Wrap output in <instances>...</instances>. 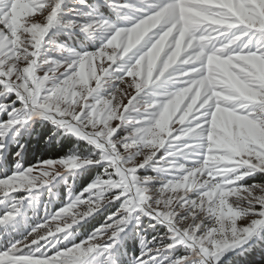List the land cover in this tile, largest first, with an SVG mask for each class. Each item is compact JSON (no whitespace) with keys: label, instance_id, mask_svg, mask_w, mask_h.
Wrapping results in <instances>:
<instances>
[{"label":"snow or ice","instance_id":"snow-or-ice-1","mask_svg":"<svg viewBox=\"0 0 264 264\" xmlns=\"http://www.w3.org/2000/svg\"><path fill=\"white\" fill-rule=\"evenodd\" d=\"M104 2L118 21L88 0H0V238L26 202L36 214L33 193L96 171L0 247V264H123L143 217L163 231L140 236L131 264H221L264 233V182H249L264 180V0ZM56 27L99 33V45L54 44ZM37 120L83 147L25 167L16 137Z\"/></svg>","mask_w":264,"mask_h":264},{"label":"trees","instance_id":"trees-1","mask_svg":"<svg viewBox=\"0 0 264 264\" xmlns=\"http://www.w3.org/2000/svg\"><path fill=\"white\" fill-rule=\"evenodd\" d=\"M88 4L94 7L100 15L111 20L116 19V15L108 10V5L106 3H101L98 0H88ZM69 31L70 30L64 32V30H62V37H59L60 41L63 40V43L68 44L71 48L78 47L91 50L92 47L87 45L88 41L83 36V33H71ZM83 43L86 47L81 45ZM46 137L48 138L47 140L45 139ZM16 141L19 144L24 145V150L22 151L19 159L25 167L29 164H35L37 159L47 160L64 156L73 150L74 145L77 148L83 147L82 141H77L73 136L64 134L61 130L54 129L53 125L38 120L32 122L31 128H29L26 133L22 136L16 137ZM16 147V143L10 145V160L13 159L11 153L15 151ZM149 170L150 169L146 171V174L150 172ZM95 174L96 171L91 166L90 170L86 171L81 169L76 174L64 172L60 177H57L56 180L53 181L52 185L40 189L36 194L40 195L41 193V197H43V204H39L36 209V214L33 213L32 207H27L24 214L19 218V223H17L14 228L8 230L7 238H0V247H3L9 239H19L22 235L26 234L28 230H30L34 223L42 222V218L44 216L43 207L45 205L48 206L49 211H55L59 206H61L60 201L67 199L69 185H71V189L74 192H79L82 187L89 182L93 176H95ZM251 180L252 178H249V182H253ZM255 181L264 180L257 177ZM49 188L52 189L51 193L49 192ZM47 197L49 201L46 200ZM110 210L115 211V208ZM1 212L2 208L0 207V213ZM37 215L40 216L41 221H37ZM105 215H107V212L102 208L100 212L94 214L93 217H89L86 223L81 221L80 225H74L73 227L76 235L81 236L91 232L95 227L99 226V224L103 222ZM151 223L153 222L147 217H143L139 228H137L134 221L129 224L128 230H126L128 235L125 236L121 245L123 252L121 258L123 260V264H131L132 258L139 254L141 235L144 236L146 240H151L153 236H157L159 232L163 231L159 225L156 226L158 231L153 230L149 227V224ZM221 264H264V233H261L260 238H254L253 241L246 246V248L241 250V252L232 255L229 260L227 259V261H221Z\"/></svg>","mask_w":264,"mask_h":264},{"label":"rangeland","instance_id":"rangeland-1","mask_svg":"<svg viewBox=\"0 0 264 264\" xmlns=\"http://www.w3.org/2000/svg\"><path fill=\"white\" fill-rule=\"evenodd\" d=\"M98 1H100L101 3L103 2V3H105L104 2V0H98ZM120 2H123V0H120ZM129 2L130 3H136V0H129ZM71 6V0H69V3H67L66 5H65V7H70ZM91 8H92V10H94V11H96L95 10V8L94 7H92L91 6ZM85 10H87V9H85ZM108 10L112 13H114V15H116L115 16V20H113V21H118L119 19H120V17L124 14V13H121V14H117V13H115L109 6H108ZM97 12V11H96ZM125 12H127L129 15H131L132 13L129 11V10H125ZM109 19V18H108ZM111 20V19H110ZM62 30H64V32H66V31H68V29H64V28H62V27H56V28H54V29H52L50 32H49V37L51 38V40H52V42L54 43V44H61V45H64V46H66V47H69L68 46V44H64L63 43V40L62 41H60V39H59V37H62ZM69 32H71V33H75V32H80L78 29H71ZM80 33H83V32H80ZM84 35V37L87 39V41H88V43H87V45H89V47H92L91 48V50L93 49V48H95V47H97L98 45H99V42H100V34L99 33H96V34H93V35H88V34H86V33H83ZM53 37V38H52ZM83 47H86L85 46V44L83 43V44H81ZM74 49H76V50H89V49H84V48H74ZM90 51V50H89ZM61 54L60 53H56V52H48V53H45V56L46 57H52V58H58L59 56H60ZM39 121V120H38ZM46 122V121H45ZM48 123V122H47ZM50 124V123H49ZM148 170V169H147ZM147 170H144L143 171V173L142 174H144V175H155L156 173H154V172H151V169L149 170L150 172L148 173V174H146V171ZM253 182H256V183H261V182H264V181H253ZM251 183V182H250ZM33 195L35 196V195H37L36 193H33ZM39 195V194H38ZM46 200L47 201H49V199H48V197L46 198ZM42 201H43V197H41V193H40V195H39V204L41 203V204H43L42 203ZM29 203H27L26 202V204H25V209L27 208V207H31V206H29L28 205ZM1 208H2V206H0ZM0 214H2V212L0 213ZM17 223H19V218H18V222ZM51 223V222H50ZM55 226H56V224L55 223H52V227H53V229L55 228ZM253 240H249V242L247 243V244H244V245H242L240 248H237V249H235L233 252H229V253H227L226 254V256H225V258H222V260L221 261H227V259L229 260L230 259V257L232 256V255H234V254H236V253H238V252H241V250H243L244 248H246V246H248L251 242H252Z\"/></svg>","mask_w":264,"mask_h":264}]
</instances>
